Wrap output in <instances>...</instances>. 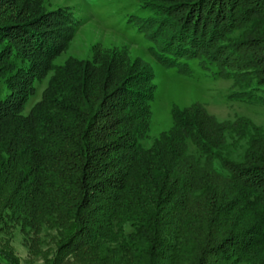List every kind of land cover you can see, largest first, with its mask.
Here are the masks:
<instances>
[{
  "label": "trees",
  "instance_id": "16d2710c",
  "mask_svg": "<svg viewBox=\"0 0 264 264\" xmlns=\"http://www.w3.org/2000/svg\"><path fill=\"white\" fill-rule=\"evenodd\" d=\"M147 6L158 63L187 76L196 60L264 102V0ZM77 25L0 0V229L48 241L45 264H264V128L176 108L147 146L152 70L116 53L54 65Z\"/></svg>",
  "mask_w": 264,
  "mask_h": 264
},
{
  "label": "rangeland",
  "instance_id": "374dc122",
  "mask_svg": "<svg viewBox=\"0 0 264 264\" xmlns=\"http://www.w3.org/2000/svg\"><path fill=\"white\" fill-rule=\"evenodd\" d=\"M22 1L27 8L35 9L38 13L62 9L71 11L78 20L71 38L53 59L54 65H63L70 59H110L116 53L117 57L126 59L128 63L138 61L152 70V79L147 82L154 95L149 102L147 146L172 127V112L176 108L184 110L199 106L219 122L242 119L264 128V102L259 99L247 102L236 98V92L241 87L236 86L232 78H221L214 73V69L201 70L195 65L196 60L190 62L194 69L187 76L178 73L175 67L163 66L155 60L150 52L152 42L137 27L138 19L150 14L147 5L152 0ZM52 74L53 71H49L42 81L35 83L36 94L30 99V105L39 99ZM49 245L46 241L37 248L39 252L37 249L30 251L19 229H0V263L9 264L5 259L6 253L16 264H45L43 252ZM70 259L66 258L63 264H77Z\"/></svg>",
  "mask_w": 264,
  "mask_h": 264
},
{
  "label": "built area",
  "instance_id": "2783aa9c",
  "mask_svg": "<svg viewBox=\"0 0 264 264\" xmlns=\"http://www.w3.org/2000/svg\"><path fill=\"white\" fill-rule=\"evenodd\" d=\"M0 264H4V263H0Z\"/></svg>",
  "mask_w": 264,
  "mask_h": 264
}]
</instances>
